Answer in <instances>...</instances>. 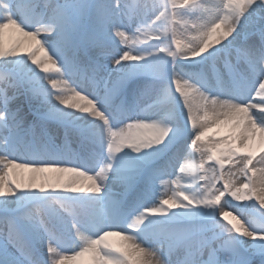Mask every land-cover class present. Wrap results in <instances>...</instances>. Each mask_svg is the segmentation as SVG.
I'll return each mask as SVG.
<instances>
[{"label": "snow or ice", "instance_id": "1", "mask_svg": "<svg viewBox=\"0 0 264 264\" xmlns=\"http://www.w3.org/2000/svg\"><path fill=\"white\" fill-rule=\"evenodd\" d=\"M0 264H264V0H0Z\"/></svg>", "mask_w": 264, "mask_h": 264}, {"label": "bare ground", "instance_id": "2", "mask_svg": "<svg viewBox=\"0 0 264 264\" xmlns=\"http://www.w3.org/2000/svg\"><path fill=\"white\" fill-rule=\"evenodd\" d=\"M198 158V157H197Z\"/></svg>", "mask_w": 264, "mask_h": 264}]
</instances>
